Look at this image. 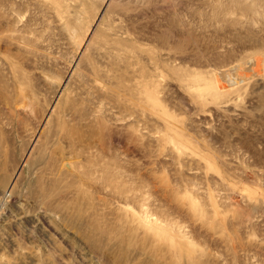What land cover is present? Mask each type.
Segmentation results:
<instances>
[{"label":"rangeland","instance_id":"rangeland-1","mask_svg":"<svg viewBox=\"0 0 264 264\" xmlns=\"http://www.w3.org/2000/svg\"><path fill=\"white\" fill-rule=\"evenodd\" d=\"M0 264H264V0H0Z\"/></svg>","mask_w":264,"mask_h":264}]
</instances>
